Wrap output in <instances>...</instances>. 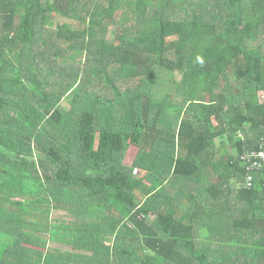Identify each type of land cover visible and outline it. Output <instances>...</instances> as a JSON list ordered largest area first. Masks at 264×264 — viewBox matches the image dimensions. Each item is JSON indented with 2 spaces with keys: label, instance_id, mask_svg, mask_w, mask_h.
I'll return each mask as SVG.
<instances>
[{
  "label": "trees",
  "instance_id": "1",
  "mask_svg": "<svg viewBox=\"0 0 264 264\" xmlns=\"http://www.w3.org/2000/svg\"><path fill=\"white\" fill-rule=\"evenodd\" d=\"M259 92L264 0H0V264H264Z\"/></svg>",
  "mask_w": 264,
  "mask_h": 264
},
{
  "label": "rangeland",
  "instance_id": "2",
  "mask_svg": "<svg viewBox=\"0 0 264 264\" xmlns=\"http://www.w3.org/2000/svg\"><path fill=\"white\" fill-rule=\"evenodd\" d=\"M109 28L111 29V24L109 25ZM59 60L61 61V62H66V63H79L80 61H79V57H64V58H62V57H60L59 58ZM76 64H74V66H75ZM175 77H177V74H175ZM157 90V89H156ZM156 90H154V91H156ZM163 92V91H162ZM162 92H161V94H162ZM259 96H260V99L261 100H263L264 99V97H263V93L262 92H259ZM59 105H61L62 107H67V108H69V103H68V101L66 100V98L64 97V98H62V96H61V99H60V101H59V103H58ZM1 118V117H0ZM137 152H138V147L137 146H135V145H133V144H131V146H129V148H128V150H127V152H126V154H125V160H126V162H130L131 161V159L137 154ZM1 160H8V158L7 157H2V156H0V161ZM35 160V159H34ZM29 161H32L31 159H29ZM1 164H3V163H5V162H0ZM8 164V163H7ZM12 164V163H11ZM32 173H33V175H34V177H33V179H41L43 182H44V184L46 185V186H48L50 183L49 182H47V181H45V180H43L42 178V169L41 168H39V167H37L36 169H35V171L34 170H32ZM36 174V175H35ZM214 175H216V174H214ZM38 190V188H36V187H31V191L29 192V193H25L24 192V195H16V197L14 198V197H10V199L11 200H13V201H27V204H25L26 206L25 207H21V206H19V205H10V208L11 209H18V210H20V211H28V212H30V214H29V216H27V219H28V221H34L35 220V215L37 214V215H39V214H41L40 216H42V217H44L45 215H48V218L52 221H57L58 219H62L63 220V222L65 223V222H69V223H75L76 222V217H75V214L74 213H68V212H66L65 210H63V211H61V208H59V209H57V208H54L51 204H49V203H44V205H42V203L38 206V209H39V211H37L32 205H31V203L33 202V201H36V200H39V201H43V200H46V197L47 196H44V195H42V194H36L35 192ZM2 196H3V193H2V191L0 190V199L2 198ZM7 196V195H6ZM48 207H50V211H49V213L47 214L46 213V209L48 208ZM57 209V210H56ZM74 235V234H73ZM67 244V243H66ZM49 245L52 247V248H58V249H60V247H61V245L62 244H54L53 243V245H52V242H50L49 243ZM68 245V244H67ZM66 249H64L63 251H62V253L65 251ZM68 264H74L73 262H69Z\"/></svg>",
  "mask_w": 264,
  "mask_h": 264
},
{
  "label": "built area",
  "instance_id": "3",
  "mask_svg": "<svg viewBox=\"0 0 264 264\" xmlns=\"http://www.w3.org/2000/svg\"><path fill=\"white\" fill-rule=\"evenodd\" d=\"M241 158L247 163L248 170L264 169V140L257 150L249 151ZM246 185L248 187L252 185V175H247Z\"/></svg>",
  "mask_w": 264,
  "mask_h": 264
},
{
  "label": "clouds",
  "instance_id": "4",
  "mask_svg": "<svg viewBox=\"0 0 264 264\" xmlns=\"http://www.w3.org/2000/svg\"><path fill=\"white\" fill-rule=\"evenodd\" d=\"M250 175V174H249ZM246 178H247V176H246ZM245 182H246V180H245ZM245 187H248L247 185H245ZM249 188V187H248Z\"/></svg>",
  "mask_w": 264,
  "mask_h": 264
}]
</instances>
